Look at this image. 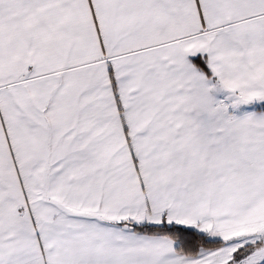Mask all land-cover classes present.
<instances>
[{
  "label": "snow or ice",
  "instance_id": "snow-or-ice-1",
  "mask_svg": "<svg viewBox=\"0 0 264 264\" xmlns=\"http://www.w3.org/2000/svg\"><path fill=\"white\" fill-rule=\"evenodd\" d=\"M0 264H264V0H0Z\"/></svg>",
  "mask_w": 264,
  "mask_h": 264
}]
</instances>
